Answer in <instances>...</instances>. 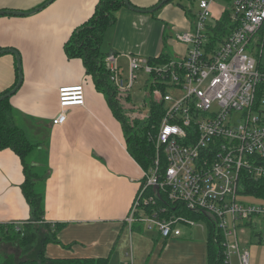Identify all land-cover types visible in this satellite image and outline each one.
<instances>
[{
  "label": "crops",
  "instance_id": "obj_1",
  "mask_svg": "<svg viewBox=\"0 0 264 264\" xmlns=\"http://www.w3.org/2000/svg\"><path fill=\"white\" fill-rule=\"evenodd\" d=\"M49 1L0 0V12L30 13L0 16V51L13 50L19 55L21 85L8 103L36 145L28 162L40 174L48 168L43 185L44 221L63 225L57 240L64 246L48 244L45 258L111 260L116 251L115 264H129L131 245L135 247L133 264H206L207 235L205 255L196 260V240H185L183 232L179 238L161 239L163 246L154 251L140 247L139 235L147 230L139 222L129 226L126 219L144 181L143 170L129 154L120 122L95 90L81 60L67 59L64 52L71 33L92 16L98 0ZM128 1L133 8L148 11L160 0ZM172 1L152 14L121 8L115 24L105 32L102 52L117 56L122 70L120 64H126V73L127 56L154 61L182 58L185 47L176 42L175 34L192 28L195 14ZM16 74L15 57L0 55V95L16 85ZM77 85L84 87V105L70 108L65 121L53 125L59 113L58 89ZM125 105L128 115L137 112L128 101ZM22 172L17 155L10 149L1 150L0 228L9 224L22 228L30 218ZM260 234L264 231L255 232L242 246L238 238L240 250L249 254V264H264ZM151 236L158 241L156 233ZM231 263H239L235 255Z\"/></svg>",
  "mask_w": 264,
  "mask_h": 264
},
{
  "label": "built area",
  "instance_id": "obj_2",
  "mask_svg": "<svg viewBox=\"0 0 264 264\" xmlns=\"http://www.w3.org/2000/svg\"><path fill=\"white\" fill-rule=\"evenodd\" d=\"M214 1L200 0L193 27L176 32V42L185 47L179 60L151 65L149 59L127 56L124 77L117 56L105 59L111 85L125 94L134 85V72L143 69L157 83L149 99L162 108L151 138L153 164L143 170L126 223L139 222L163 240L179 238L181 227L205 223L208 232L212 228L222 236L224 264H232L233 255L238 264H249L237 227L250 226L254 218L264 227V201L245 202L252 197L242 194L251 181L264 178V0H228L230 8L212 21ZM169 91L180 96L169 97ZM57 94L53 125L85 102L80 85L61 87ZM157 201L163 207L147 213ZM181 209L205 219H189ZM127 259L133 264L131 250Z\"/></svg>",
  "mask_w": 264,
  "mask_h": 264
},
{
  "label": "trees",
  "instance_id": "obj_3",
  "mask_svg": "<svg viewBox=\"0 0 264 264\" xmlns=\"http://www.w3.org/2000/svg\"><path fill=\"white\" fill-rule=\"evenodd\" d=\"M123 7V0H98L92 16L71 33L64 45V52L67 59L81 60L87 75L92 79L95 90L105 97L111 108V113L120 122L129 154L141 166L142 170L147 171L152 166L155 156V148L151 138L157 131L162 108L148 99L150 112L147 117L141 121L137 118L127 119L123 105L119 100L118 91L111 85L110 73L105 61L108 55L102 52L105 32L108 30L107 28L115 24L116 13ZM166 62L167 59L164 57H159L155 61L148 60L151 65ZM151 81L147 86L148 90L157 85L156 82H153V79ZM124 100L126 102L129 100L127 95ZM17 116L18 114L9 105L8 99L0 102V151L10 149L22 163V173L25 180L21 187L23 196L30 208V218L27 220L25 227L22 228H15L13 224L0 228V243H17L15 248L21 251L20 259L17 261L12 257L2 258L0 256V264H108V258H45V247L48 244L64 246L57 240V234L63 228V225L52 226L44 221L43 185L44 175H46L48 168L45 166L40 174L39 168L28 162V159L33 156L32 153L35 151L36 145L32 144L27 137L26 130L22 128ZM242 194L264 201V178L251 181L242 191ZM161 198L163 197L161 196ZM174 206H176V213L178 214V207L177 205ZM160 207H163L162 203L157 201L156 206L148 205L145 211L149 213L158 210ZM172 208L171 206V211L175 210ZM180 214L189 219H205V216L201 213L194 215L182 209ZM36 224H39V226H36ZM208 224L212 226V222ZM157 239H160L159 235ZM262 239L264 240V238ZM221 241L222 236L211 228L207 234L206 264H224V250L221 247ZM258 241H261L260 236Z\"/></svg>",
  "mask_w": 264,
  "mask_h": 264
},
{
  "label": "rangeland",
  "instance_id": "obj_4",
  "mask_svg": "<svg viewBox=\"0 0 264 264\" xmlns=\"http://www.w3.org/2000/svg\"><path fill=\"white\" fill-rule=\"evenodd\" d=\"M199 1L200 0H173L172 2H180L186 10H189V12H191L194 15L197 12V4ZM229 8H230V5L228 1L226 0L214 1L210 7L212 21L219 18L221 16V13L225 9H229ZM120 65L123 67V72H124L123 76L126 77V74H127L126 64L122 63ZM120 70H122L121 67H120ZM134 76L136 78L134 81V85L130 89V91L126 93V95L129 98L128 106L131 109L136 110L137 112H134L132 115L127 114L128 108L125 105L126 102L124 100V97H126V95L124 92H121L119 90L117 91H118L120 103L124 106V113L127 119L132 120L134 118H137V120L141 121V117L142 118L146 117L150 112L148 108V99L150 97L148 96L149 90L147 88V86L150 84L149 83L150 77L148 74L144 72L143 69H139L138 71L136 70L134 72ZM168 94H169V97H172V98H176L180 96V94H175L171 91H169ZM244 201L252 202L253 204L260 202L258 199H254V198H246L244 199ZM36 226H39V224H36ZM141 226L144 228L143 224H141ZM237 228H238L237 233L239 234L238 235L239 243L242 246L243 244L248 242L252 236H254L255 232L260 231V230L262 231L264 227L263 225L259 224L258 221L255 220L254 218L250 226H238ZM180 231L183 232V235L185 236L184 237L185 240L186 239L196 240L195 251L193 253L195 260L197 259L196 256L200 255L201 257H203L205 255L204 241H205V236L207 235V232H208L205 223L200 224L198 222V224L193 227H183V228L181 227ZM152 234H155V233L153 231H146L142 235L137 234L141 236V240H139V245L142 249L154 251L158 247L161 248L163 246L162 241H160L161 239H158V241H155L154 239H152V236H151ZM170 240H168L167 243H169ZM15 245H17V243L14 244L12 242H4L0 247V256L2 258L12 257L15 261L19 260L20 259L19 256H21V251L18 248H15ZM129 246L130 247L127 253H129L131 250V253L134 259V256H135L134 248L135 247L132 248L131 245ZM113 253L114 254L112 255V259L110 260L108 258V264H110V262L111 264L116 263V256L118 257V255L116 251H113Z\"/></svg>",
  "mask_w": 264,
  "mask_h": 264
},
{
  "label": "water",
  "instance_id": "obj_5",
  "mask_svg": "<svg viewBox=\"0 0 264 264\" xmlns=\"http://www.w3.org/2000/svg\"><path fill=\"white\" fill-rule=\"evenodd\" d=\"M172 0H161L155 7H153L152 9H149L148 11L147 10H140V9H135L133 8L129 1L128 0H123V5L124 7H126L127 9L129 10H132L133 12H139V13H146V14H152L153 12L159 10L162 6H164L165 4L171 2ZM51 2V0L49 1ZM26 14H30V13H17V12H0V16L1 15H16V16H22V15H26ZM4 53H10L12 54L14 57H15V61H16V69H17V72H18V81L16 83V85L12 88V90H10L8 93L2 95L0 97V102L4 101L5 99H9L12 95H14L16 93V91L18 90V88L20 87L21 85V80H22V77H21V66H20V59H19V55L13 51V50H10V51H0V55L4 54ZM157 190V188H155V191Z\"/></svg>",
  "mask_w": 264,
  "mask_h": 264
}]
</instances>
